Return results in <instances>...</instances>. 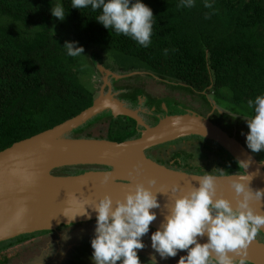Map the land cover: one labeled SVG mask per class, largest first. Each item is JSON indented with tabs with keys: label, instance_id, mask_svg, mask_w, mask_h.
<instances>
[{
	"label": "trees",
	"instance_id": "1",
	"mask_svg": "<svg viewBox=\"0 0 264 264\" xmlns=\"http://www.w3.org/2000/svg\"><path fill=\"white\" fill-rule=\"evenodd\" d=\"M143 2L155 16L152 43L148 48L105 29L95 19L99 12L71 8V0H0V152L76 117L96 98V94L79 80L76 57L66 54L65 41L55 31L58 22L69 41H78L84 49L92 44L102 45L140 61L161 80L173 83L174 89L200 96L208 113L211 104L207 94H218L226 88L231 92V101L245 105L249 114L248 100L264 94V0H208L211 8L204 6L205 0H195L192 8L179 7L181 0ZM57 3L64 6V21L51 15L50 9ZM118 90L123 91L120 100L129 102L134 108L144 96L142 90L128 86ZM162 103L166 104L152 101L148 106L163 116ZM177 106L173 103L167 107L169 115L184 114L183 109L172 111ZM212 114L211 122L232 136L228 129L236 122L240 124V120L216 110ZM103 120L109 122V127L102 139L121 143L140 136L134 120L114 118L108 112L96 116L70 136L93 139L89 129ZM158 120L154 118L150 126ZM183 140L198 142L200 157L205 152L211 154L214 157L212 165L205 169L189 168L186 161L190 155L181 151L174 152L168 162L152 154L163 146ZM248 151L257 161L263 160L264 150ZM146 155L158 164L188 174L243 173L238 162L221 146L196 136L154 147ZM93 169L109 168L75 166L57 169L54 173L80 175ZM47 233L36 232L1 242L0 255ZM256 237L264 242L261 232ZM7 261L2 258L0 264Z\"/></svg>",
	"mask_w": 264,
	"mask_h": 264
},
{
	"label": "water",
	"instance_id": "2",
	"mask_svg": "<svg viewBox=\"0 0 264 264\" xmlns=\"http://www.w3.org/2000/svg\"><path fill=\"white\" fill-rule=\"evenodd\" d=\"M100 69L105 74L103 87L88 109L0 152V243L21 235L57 232L63 227L96 221V213L87 205L85 207L91 213V219L77 216L70 221L63 212L71 216L79 210L80 204L94 205L105 195H110L114 201L122 200L126 193L134 191L135 186L141 183L157 192L161 207L151 210L157 213V219L150 225V228L157 230L169 213L174 197L183 194L172 193L171 187L180 185L185 191L192 186L198 187V177L201 175L188 174L158 164L147 157L146 152L192 136L215 142L243 170L242 174L215 176L217 196H224L235 206L233 180L247 174L253 177L250 183L253 190H264V154L263 160L257 161L234 136L211 122L210 116L216 110L214 102H210L209 115L201 116L188 110L184 114L166 115L154 126L146 125L138 116V111L128 108L112 93L106 76H113L115 80L122 77L101 67ZM105 87L107 92H103ZM103 111H110L114 118L121 116L134 120L143 127L140 136L121 143L68 136ZM163 111H167L165 106ZM247 164L248 167L244 169ZM75 166L109 169H93L80 175L54 173L57 169ZM105 173H111L107 182H104ZM152 179L156 180L155 185L148 183ZM75 196L79 198V203ZM252 206L264 211V201H253ZM261 234L264 235V229ZM206 241V236L200 239L201 243ZM247 252L249 264H264V242L255 238ZM235 259L238 261L240 257L235 256Z\"/></svg>",
	"mask_w": 264,
	"mask_h": 264
},
{
	"label": "clouds",
	"instance_id": "3",
	"mask_svg": "<svg viewBox=\"0 0 264 264\" xmlns=\"http://www.w3.org/2000/svg\"><path fill=\"white\" fill-rule=\"evenodd\" d=\"M178 6L192 8L195 0H181ZM204 6L211 8L212 4L205 0ZM71 8L99 12L95 19L105 29L127 36L144 48L152 43L155 16L143 0H71ZM50 12L60 21L66 18L61 3L52 6ZM63 47L70 57L84 53L78 41H66ZM247 106L250 112L244 116L249 129L245 134L246 145L253 153H259L264 150V94L248 100ZM247 167L248 164L244 169ZM110 176L111 173H105L104 182ZM252 179L247 174L233 180L235 206L224 196H217L216 177L210 173L198 177L199 186L187 191L173 185L172 193L183 194L174 197L169 213L151 234L154 254L150 262L157 264L155 254H159L160 259H168L183 251L186 254L179 256L177 264H249L247 249L264 229V211L252 206L253 201H264V190H253ZM148 183L155 185L156 180ZM156 193L141 183L122 200L114 201L110 195H105L94 205L80 204L79 210L71 216L63 214L70 221L77 216L91 219L86 205L96 213L95 235L91 240L93 264H141L138 250L146 247L142 238L157 219V213L151 210L161 207ZM75 199L79 203L77 196ZM205 236L207 241L201 243L200 239ZM233 254L240 259L237 261Z\"/></svg>",
	"mask_w": 264,
	"mask_h": 264
},
{
	"label": "rangeland",
	"instance_id": "4",
	"mask_svg": "<svg viewBox=\"0 0 264 264\" xmlns=\"http://www.w3.org/2000/svg\"><path fill=\"white\" fill-rule=\"evenodd\" d=\"M55 31L59 33L63 41H69V36L65 32L64 28L58 22L55 26ZM103 68L106 71L111 72L113 75H120L122 78L118 81H114V77L111 78V89L113 86H139L149 91L152 95H172L177 97L182 102L181 106L173 108L175 110L190 109L197 114L209 115L202 99L198 95H191L179 89L173 88V83L168 84L158 78V76L149 68H147L140 61L127 57L123 54L117 53L111 49H106L102 45L92 44L88 48L84 49L83 55L76 57L75 69L78 73V78L82 85L96 94L99 95L103 87ZM131 75V76H130ZM107 77V76H106ZM154 78V79H153ZM115 85V86H114ZM147 85V87H144ZM106 88L103 92H106ZM218 94L209 93L207 98L210 102H214L216 111L220 114H227L235 119L240 120V124L237 123L234 127L228 129L229 133L234 136L244 147L246 145V133L249 131L244 116L248 115V110L245 105L234 104L231 101V92L229 89H222L218 91ZM118 93H115L114 97L118 98ZM169 105L172 101L166 100ZM173 104V103H172ZM213 117L211 114L210 118ZM214 118V117H213ZM239 125V126H238ZM109 122L106 120L100 121L93 125L89 132L93 138L106 137L108 132ZM71 133L68 135L69 137ZM198 142L194 140H183L181 142H175L171 145L163 146L156 151H152V154L159 159L168 162L174 152H185L190 155L186 161L189 168H201L212 165L214 157L211 154L205 152L203 157L197 149ZM247 149V148H246ZM248 150V149H247ZM96 221L88 222L82 226H76L71 229H66L63 234H44L36 236L33 239L16 245L0 255V260L6 258L8 261L6 264H93L90 241L95 235ZM151 232L146 234L151 237ZM144 242V237L142 238ZM149 258L139 256L141 264H152L151 259L154 254V250L151 248V243L144 248ZM186 252H180L175 258L160 259L159 254H155L157 264H177L180 255H185ZM120 264V262H117Z\"/></svg>",
	"mask_w": 264,
	"mask_h": 264
},
{
	"label": "flooded vegetation",
	"instance_id": "5",
	"mask_svg": "<svg viewBox=\"0 0 264 264\" xmlns=\"http://www.w3.org/2000/svg\"><path fill=\"white\" fill-rule=\"evenodd\" d=\"M154 79V78H153ZM108 82H111V78H109L108 79ZM112 82H115V81H112ZM168 84H171V83H168ZM112 85V84H111ZM115 86V85H114ZM120 87H122V86H117V88L116 87H114V89H113V86H112V92H113V94H115V93H118L117 94V96H118V100L119 101H121L122 103H124L128 108H130V109H135L136 111H138V116L142 119V121L146 124V125H150L151 123H152V120L154 119V118H156V119H160V118H162V117H164V116H166V115H169V111H170V109H168L167 107L169 106V104L167 103V102H165V99L166 100H170V101H172V103H175L176 105H178V106H181V104H182V102L181 101H179L178 100V98L177 97H174V96H172V95H161V96H155V95H152L149 91H146V89H143L142 88V86L141 85H139V86H131L132 88H136V89H140V90H142L143 91V93H144V96L142 97V98H140L139 100H138V102H137V105H136V108H134L129 102H125V101H122V100H120V95L121 94H123V91L122 90H118ZM128 87H130V86H128ZM144 87H147V85H144ZM106 92H107V88H106ZM100 94V93H99ZM154 102V101H164L166 104H161V109H162V111H163V107L165 106L166 108H167V111H163V113H165V115H161V114H159V113H155L154 112V110H153V108L152 107H149L148 105L151 103V102ZM171 103V104H172ZM147 104V105H146ZM168 105V106H167ZM184 110V109H183ZM191 111L190 109H185L184 111ZM110 113V115H111V112L110 111H103L101 114H103V113ZM112 116V115H111ZM137 125V124H136ZM137 127H138V130L139 131H142L143 130V127H141V126H139V125H137ZM85 224V223H84ZM83 224H79V226H82ZM76 226H78V225H76ZM76 226H70V227H65V228H62V229H59V230H57V232H49V233H47V234H63V233H65V230L66 229H71L70 231H72V228H74V227H76ZM154 231H156V230H154V229H152V228H150V232L152 233V232H154ZM149 234V233H148ZM258 240H260L258 237H256ZM31 240V239H30ZM27 241H29V240H27ZM27 241H25V242H27ZM261 241V240H260ZM263 242V241H262ZM90 243H91V241H90ZM151 243V239H150V237L149 236H147V235H145L144 236V244L145 245H149ZM19 245V244H18ZM138 255L139 256H144V257H146V258H149L148 256V254H147V252H146V250H138ZM159 264V263H158Z\"/></svg>",
	"mask_w": 264,
	"mask_h": 264
},
{
	"label": "crops",
	"instance_id": "6",
	"mask_svg": "<svg viewBox=\"0 0 264 264\" xmlns=\"http://www.w3.org/2000/svg\"><path fill=\"white\" fill-rule=\"evenodd\" d=\"M109 78H110V76L108 75V76H107V80H108ZM114 81H117V80H114ZM109 83L111 84V82H109ZM120 88H121V87H120ZM111 91H112V89H111ZM112 93H113V92H112ZM98 96H99V95H98ZM98 96H97V97H98ZM97 97H96V98H97Z\"/></svg>",
	"mask_w": 264,
	"mask_h": 264
}]
</instances>
